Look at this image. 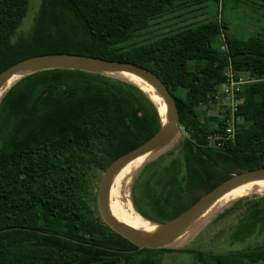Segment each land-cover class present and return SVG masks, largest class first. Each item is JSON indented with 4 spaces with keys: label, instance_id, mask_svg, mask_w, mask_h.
<instances>
[{
    "label": "trees",
    "instance_id": "1",
    "mask_svg": "<svg viewBox=\"0 0 264 264\" xmlns=\"http://www.w3.org/2000/svg\"><path fill=\"white\" fill-rule=\"evenodd\" d=\"M29 2L0 0V74L33 56L87 55L145 66L174 98L185 134L134 181L131 201L143 218L169 221L232 175L264 168V56L230 38L218 18L139 39L191 6L244 4L264 16V0H41L31 35L16 37ZM230 68L252 81L237 93L235 139L211 141L225 136V121L197 108ZM159 128L152 102L120 79L55 69L18 80L0 101V264H162L175 250H138L115 233L95 211L90 180ZM225 217L236 223L232 243L245 242L264 231V196L231 204L216 221ZM177 252L194 264H264V247Z\"/></svg>",
    "mask_w": 264,
    "mask_h": 264
},
{
    "label": "water",
    "instance_id": "2",
    "mask_svg": "<svg viewBox=\"0 0 264 264\" xmlns=\"http://www.w3.org/2000/svg\"><path fill=\"white\" fill-rule=\"evenodd\" d=\"M55 69L81 71L106 75L109 77H114L112 75L114 72L135 74L141 76L150 83L165 103L167 117L164 119L159 105L153 101V99H151V97H149L139 85L127 82L137 87L144 96L152 102L160 118V128L151 139L136 149L119 157L107 169H105L97 191V203L102 221L115 233L136 246L138 250L170 248L187 229L191 228V226L197 222L209 205L225 192L246 182L264 179V168L234 174L212 191L203 195L196 203L175 218L159 224L154 223L157 226L155 231L151 233H135L129 230L113 216L109 209L107 203V187L109 181L125 163L142 156L147 152H161L177 144L183 132V127L180 124L175 100L161 77L145 66L129 62L109 61L79 54H45L22 60L0 74V88L10 80L17 78L20 80L27 75L39 71Z\"/></svg>",
    "mask_w": 264,
    "mask_h": 264
},
{
    "label": "rangeland",
    "instance_id": "3",
    "mask_svg": "<svg viewBox=\"0 0 264 264\" xmlns=\"http://www.w3.org/2000/svg\"><path fill=\"white\" fill-rule=\"evenodd\" d=\"M40 4H41V0H30L28 12L25 18L23 19L22 25L19 28L16 37H18L20 34H25L27 36L31 35L34 28L35 19L40 10ZM256 12L248 8V6H245L244 4L237 5L234 3H229L227 8H222V6L218 7L214 3H209L208 7H204V8L191 6L187 9H182L177 13L170 15L164 19L158 20L153 24V27L149 31L142 33L139 39L143 40V39L155 38L171 30H175L189 24L205 22L210 19L218 18V20H220L221 22H225L228 28L227 33L230 38L234 37L238 39L247 40L248 44L250 45V51H253L257 54L264 56V42H261L260 40L256 39L257 37L254 39L250 38V36H256V35L264 36V16L259 14L258 11ZM249 77L250 74H248L244 78L247 79ZM224 103L225 100L223 99V101L219 102L216 106L202 105L197 108V112L201 113L202 111H204L207 114H209V116H213V117L218 115H224L222 113L226 114L227 112V107L224 106ZM183 135L184 133L182 132L179 141L180 139H182ZM175 146L167 150H164L163 152L158 153L149 162H147L146 165H144L141 171L134 178L131 184V189L134 181L142 174L144 168L147 165L151 164L154 161L159 160L161 157L170 153L175 148ZM104 172L105 170L104 168H102L95 170L90 175L92 188L95 193L94 196L96 197L95 211L97 215H100L98 209V203H97V191ZM131 195L132 192L130 190V198L132 197ZM263 196L243 198L240 200L245 199V200L253 201ZM235 202H233L232 204H234ZM223 211L219 212L204 225L192 229L190 233L188 232L187 234L189 235V237L180 246L172 245L169 249H173L175 251H179L182 249H199L207 252L223 253L233 250H245L251 248L258 249L259 247H264V231L258 232L253 237H251L250 239L246 240L243 243L233 244L231 239H229V235L233 233L232 230L234 231V227L236 226V223L232 221L231 218L229 217L228 218L225 217L220 221H216L218 215H220V213H222ZM168 256L171 257L174 256L176 259L181 258L182 261H180L179 264L182 263L188 264V262L185 261L186 258H182L178 252H172L168 254ZM185 257L190 258V260L188 259V261H190V264H194L195 261L194 257L192 256H185Z\"/></svg>",
    "mask_w": 264,
    "mask_h": 264
},
{
    "label": "bare ground",
    "instance_id": "4",
    "mask_svg": "<svg viewBox=\"0 0 264 264\" xmlns=\"http://www.w3.org/2000/svg\"><path fill=\"white\" fill-rule=\"evenodd\" d=\"M112 75L117 79L139 85L144 90V92L159 105L163 113L164 119L167 117V108L165 106L163 99L158 95L155 88L145 79H143L141 76L127 72H114ZM18 80H19L18 78L10 80L0 88V101L3 98V96L6 94V92ZM158 153L160 152L150 151L143 154L142 156H139L125 163L113 175L107 187V203L111 213L126 228H128L129 230L135 233H151L157 229V226L154 223L144 219L135 210L130 198V190H131V184L134 178L137 176V174L141 171L144 165H146V163L149 162ZM122 192H123V206H122ZM263 195H264V179L246 182L244 184H241L239 186H236L228 190L218 199L212 202L209 205V207L202 213V215L199 217L197 222L193 226H191V228L187 229L183 233V235L174 242L173 245L180 246L189 237V235L187 234L188 232L190 233L192 229L204 225L219 212L229 207L233 202L243 198H251V197L263 196Z\"/></svg>",
    "mask_w": 264,
    "mask_h": 264
},
{
    "label": "built area",
    "instance_id": "5",
    "mask_svg": "<svg viewBox=\"0 0 264 264\" xmlns=\"http://www.w3.org/2000/svg\"><path fill=\"white\" fill-rule=\"evenodd\" d=\"M220 48L224 53H228V46L223 37V34L220 36ZM250 73H246L241 75L237 80L235 79V74L230 68L226 71V81L220 83L217 88L216 92L213 96V100H211L207 105L209 106H216L219 102H222L223 99L225 100L224 106L227 107V111L225 115H218L225 121V136L223 138L218 137L216 134L210 136L211 141H217L219 139H235L236 128H235V113L237 111L238 105L240 100L237 98V93L240 92L242 86L245 83L252 81V77L250 74L249 78H244ZM209 115V114H208ZM217 116V117H218ZM216 117V116H215ZM216 128L218 125L215 126ZM218 142L217 144H219Z\"/></svg>",
    "mask_w": 264,
    "mask_h": 264
},
{
    "label": "crops",
    "instance_id": "6",
    "mask_svg": "<svg viewBox=\"0 0 264 264\" xmlns=\"http://www.w3.org/2000/svg\"><path fill=\"white\" fill-rule=\"evenodd\" d=\"M173 252H177V251H173ZM170 253H172V252H168V253H166V254H164V257H163V262H162V264H179V262L180 261H182V259L181 258H178V259H176L174 256H168V254H170ZM179 254H180V256L182 257V258H186L185 259V261H187L188 262V264H190V261H188V259L190 260V258H188V257H185V256H192V255H190V254H183V253H180V252H178ZM193 257V256H192ZM184 262V261H183ZM183 264V263H182Z\"/></svg>",
    "mask_w": 264,
    "mask_h": 264
}]
</instances>
